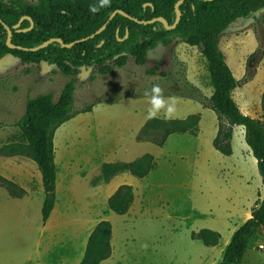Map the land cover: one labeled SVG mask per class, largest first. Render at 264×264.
Segmentation results:
<instances>
[{
  "label": "rangeland",
  "instance_id": "374dc122",
  "mask_svg": "<svg viewBox=\"0 0 264 264\" xmlns=\"http://www.w3.org/2000/svg\"><path fill=\"white\" fill-rule=\"evenodd\" d=\"M218 49L237 80L232 95L240 110L263 120L264 9L220 33ZM201 50L176 39L149 50L143 64L128 55L122 66L110 62L106 74L90 66L73 77L53 64L23 63L11 53L0 58V173L25 191L16 198L0 187V264H55L60 256L78 252L87 223L100 218L111 224L112 248L100 264H216L221 259L264 189L242 126L233 128L230 155L213 147L218 120ZM70 78L75 84L73 116L53 138L55 202L63 204L65 214L57 231L67 241L45 250L41 174L17 120L28 98L52 93L57 99ZM156 84L165 97L175 98L174 118L199 116L196 135L172 133L162 146L137 140L149 119L144 93ZM160 132L158 127L155 133ZM146 153L156 167L145 177L123 172L103 183L102 164L132 161ZM121 184L131 185L134 193L123 215L107 206ZM202 228L219 233L216 245L192 237ZM241 264H264L263 228L251 238Z\"/></svg>",
  "mask_w": 264,
  "mask_h": 264
},
{
  "label": "trees",
  "instance_id": "16d2710c",
  "mask_svg": "<svg viewBox=\"0 0 264 264\" xmlns=\"http://www.w3.org/2000/svg\"><path fill=\"white\" fill-rule=\"evenodd\" d=\"M177 1L111 0L109 6L93 14L89 6L98 0H0V58L11 53L23 63L53 64L64 75L73 77L81 67L90 66L106 74L110 70V62L122 66L128 55L137 64H143L149 50L158 45L167 46L176 39L191 46H201L212 87L211 109L216 112L218 120L213 147L223 155H230L233 126H242L245 143L256 159L264 189V118L260 120L240 110L232 95L237 80L218 49L219 34L236 21L251 18L264 9V0H182L178 5L180 18L174 27L167 29L161 21L138 22L163 17L172 25L176 19ZM115 10H122L125 14L116 13L110 18ZM24 15L33 21L32 28L25 31L22 29L30 25L29 19H23L14 27ZM4 25L11 29L9 42L14 47L6 42ZM103 25L104 28L98 32ZM53 37L61 38L64 44H73L67 47L52 41L45 47L30 49ZM148 73L153 74L155 70L149 69ZM74 90V79L70 78L62 86L57 99L52 93L28 98L17 120L21 138L41 174L43 222L55 202L57 167L53 138L56 129L73 116ZM84 111H90V107ZM199 120L196 114L185 118L147 119L136 138L162 146L172 133L196 135ZM158 127L161 132L157 135L155 130ZM155 167L153 156L146 153L132 161L102 164L100 178L107 182L123 172L143 178ZM0 187L12 197H21L25 193L12 179L1 174ZM133 199L132 186L121 184L108 197L107 206L112 212L123 215L128 212ZM261 228L264 229V194L252 207L251 216L233 232L216 264H241L251 238ZM192 237L206 246H214L220 235L217 231L202 228L192 233ZM110 238V222L99 221L88 236L79 264H99L107 259L111 255Z\"/></svg>",
  "mask_w": 264,
  "mask_h": 264
},
{
  "label": "crops",
  "instance_id": "0c3cea01",
  "mask_svg": "<svg viewBox=\"0 0 264 264\" xmlns=\"http://www.w3.org/2000/svg\"><path fill=\"white\" fill-rule=\"evenodd\" d=\"M234 127H236V125H234L233 128ZM0 174L4 177L6 176L7 178L11 179L10 176L8 177V175H6V173L5 174L0 173ZM103 183H106V182L103 181ZM16 198H20V197H16ZM130 207H131V205H130ZM246 214H247V218H249L251 216V212H248ZM64 215L65 214H63V204L57 205L56 202H54L53 209L51 210L46 221L43 222V225L46 226V229H45V232L43 233V236L41 238V242H42L41 246L45 250L52 249V246H55L56 244H59V245L66 244L67 238H65L63 236V234L61 235L60 231H57L61 227L62 221L65 222ZM41 220H42V216H41ZM99 221H101V218L100 219H92L87 223L88 225L85 229V232L83 233V236L82 237L80 236L81 239H80V243H79L77 253H74V254L72 252H70V254H64L63 253L65 256H63V255L60 256L58 262L55 264H79L81 259L83 258V255H84L85 246H86L88 236L91 233L94 226ZM68 241H69V239H68ZM111 253H112V248H111ZM45 264H47V263L45 262Z\"/></svg>",
  "mask_w": 264,
  "mask_h": 264
},
{
  "label": "clouds",
  "instance_id": "9594fccd",
  "mask_svg": "<svg viewBox=\"0 0 264 264\" xmlns=\"http://www.w3.org/2000/svg\"><path fill=\"white\" fill-rule=\"evenodd\" d=\"M111 3V0H98V3L89 6V11L93 14L97 13L102 7H107ZM144 95L148 97V103L150 105L148 109V118H157L163 113V118L172 119L175 117V98L165 97L164 89L156 84L151 89L146 90Z\"/></svg>",
  "mask_w": 264,
  "mask_h": 264
},
{
  "label": "water",
  "instance_id": "95a60500",
  "mask_svg": "<svg viewBox=\"0 0 264 264\" xmlns=\"http://www.w3.org/2000/svg\"><path fill=\"white\" fill-rule=\"evenodd\" d=\"M181 1H182V0H178V1L175 3L176 19H175V21H174V23H173L172 25H169V24L167 23L166 19L163 18V17H156V18L151 19V20H148V21H138V22L149 23V22H153V21H161V22L164 24L165 28H167V29H168V28H171V27H174L175 24L179 21V18H180V11H179V9H178V5L181 3ZM116 13L125 14L122 10H115V11L112 12V14L110 15V18H112ZM24 18L29 19V17H27V16H22V17L18 20V22H17L16 24H14V27H17L18 25H20L21 21H22ZM29 20H30V25H29L27 28H25L24 30H27V29H31V28H32V26H33V21H32L31 19H29ZM135 20H136V19H135ZM4 27H5V29L7 30L6 42L8 43L9 46L14 47L15 45H13L11 42H9L10 37H11V29H10L7 25H6V26L4 25ZM103 28H104V25L101 26V27L98 29V32L101 31ZM127 32H128V31L126 30V34H125V36L127 35ZM91 36H92V35H91ZM87 38H88V37H85L84 39H87ZM52 41H57V42H61V43H62V39H61V38H55V37H53V38H50V39L46 40L45 42L41 43L38 47L30 48V49H31V50H35V49H37V48L45 47L47 44H49V43L52 42ZM62 44H63V46L70 47L73 43L71 42V43H69V44H64V43H62Z\"/></svg>",
  "mask_w": 264,
  "mask_h": 264
},
{
  "label": "flooded vegetation",
  "instance_id": "af4514ba",
  "mask_svg": "<svg viewBox=\"0 0 264 264\" xmlns=\"http://www.w3.org/2000/svg\"><path fill=\"white\" fill-rule=\"evenodd\" d=\"M24 16H25V15H24ZM21 17H22V16H21ZM21 17H20V18H21ZM20 18H19V19H20ZM24 19H25V18H24ZM22 21H23V20H22ZM22 21H21V22H22ZM20 24H21V23H20ZM24 29H25V28H23L22 30L25 31ZM158 46H160V45H158ZM156 47H157V46H156ZM153 49H154V48H153ZM7 54H8V53H7Z\"/></svg>",
  "mask_w": 264,
  "mask_h": 264
}]
</instances>
